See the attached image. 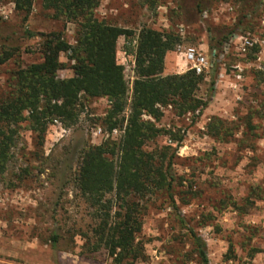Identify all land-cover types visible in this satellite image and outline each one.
<instances>
[{
  "label": "rangeland",
  "instance_id": "rangeland-1",
  "mask_svg": "<svg viewBox=\"0 0 264 264\" xmlns=\"http://www.w3.org/2000/svg\"><path fill=\"white\" fill-rule=\"evenodd\" d=\"M161 1L150 9L138 0H100L95 13L129 28L178 32L181 42L165 61L168 74L187 70L180 54L185 47L197 48L210 63L211 36L234 32L218 54L208 105L201 112L183 115L171 106L161 108L156 125L171 130L175 138L182 136L173 158L174 204L164 191L145 194L140 237L145 254L135 264H201L189 228L205 242L208 264H264V226L259 222L264 215V0H211L202 16L192 20L189 12L178 8L177 0ZM244 13L249 25L238 23ZM75 31L74 23L52 18L50 10L42 9L41 0H34L27 18L10 0H1L0 54H13L0 63V97L10 90L18 67L42 60L41 35L61 32L73 44ZM245 38L254 44L240 51ZM124 42V37L118 38L116 58L130 85L133 56L125 53ZM59 59L65 66L58 76H72L66 55ZM204 73L197 95L207 99L210 68ZM78 109V118L70 125L59 119L49 123L39 149L27 123L20 124L9 172L0 182V263L114 264L104 250L82 252L83 240L76 232L85 229L89 215L72 184L63 183L75 168L82 145L117 140L124 124L116 127L117 134L106 136L103 118L109 102L105 97L81 96ZM126 114L127 110L121 116ZM212 117L225 122L228 131L222 139L206 132ZM176 143L167 133L147 147ZM39 150L49 156L44 163L35 154ZM53 230L63 235L57 248L47 241Z\"/></svg>",
  "mask_w": 264,
  "mask_h": 264
},
{
  "label": "trees",
  "instance_id": "trees-1",
  "mask_svg": "<svg viewBox=\"0 0 264 264\" xmlns=\"http://www.w3.org/2000/svg\"><path fill=\"white\" fill-rule=\"evenodd\" d=\"M10 1L25 18L34 4V0ZM138 1L150 9L162 2ZM210 1L177 0L178 8L189 12L191 20L200 18ZM99 3L100 0H41V8L50 10L52 18L76 25L75 42L69 43L61 32L43 34L42 60L13 72L10 90L0 97V182L9 172L23 121L39 149L54 119L66 126L77 120L81 96L105 97L109 109L103 122L108 131L124 124L123 133L117 140L82 145L77 151L75 168L63 184H72L89 215L85 229L76 232L83 240L82 252L104 250L114 264H135L145 254L144 241L140 238L147 208L143 202L145 194L164 191L174 204L173 158L182 136L175 138L171 130L156 125L163 114L161 108L171 106L176 114L183 115L201 112L208 105L215 89L218 54L234 30L211 36L210 95L203 99L197 91L205 73L196 74L187 69L182 73L163 74L167 52L181 42L178 32L150 26L134 29L111 23L96 15ZM247 15L242 14L238 23L249 25ZM28 34L33 33L28 31ZM121 36L125 40V53L133 56L134 76L130 85L116 58L117 40ZM62 53L73 70V75L65 78L58 76V71L65 66L59 59ZM12 54L3 51L0 63ZM126 110L127 114L121 116ZM226 131L225 122L218 117H212L206 124V132L211 137L222 139ZM167 133L177 142L174 147L171 144L147 147L156 137ZM35 154L41 163L49 158L40 150ZM180 220L187 226L183 218ZM189 232L201 264H208L205 242L192 229ZM61 238L62 233L53 230L47 241L52 248H57Z\"/></svg>",
  "mask_w": 264,
  "mask_h": 264
},
{
  "label": "built area",
  "instance_id": "built-area-1",
  "mask_svg": "<svg viewBox=\"0 0 264 264\" xmlns=\"http://www.w3.org/2000/svg\"><path fill=\"white\" fill-rule=\"evenodd\" d=\"M183 26L180 27V33L183 32ZM253 41L245 38L244 41L241 43V47L239 48L240 51H245L247 48L253 46ZM184 59L185 66L187 69H192L195 71L196 74L204 73L208 67L209 62L205 56V54L201 51H199L197 48L193 46H187L183 50H181L180 53ZM146 117V116H145ZM54 123H57V120H53ZM117 129L113 128L111 131H108L106 133V136H112L114 134H117ZM123 133V131H122ZM264 226V223H263Z\"/></svg>",
  "mask_w": 264,
  "mask_h": 264
},
{
  "label": "crops",
  "instance_id": "crops-1",
  "mask_svg": "<svg viewBox=\"0 0 264 264\" xmlns=\"http://www.w3.org/2000/svg\"><path fill=\"white\" fill-rule=\"evenodd\" d=\"M169 55V52H167V54H166V56H165V59H164V70H163V74H168L167 73V65H166V59H167V56ZM165 66H166V68H165ZM180 154V153H179ZM260 220L261 221H259V222H261V223H264V215H262L261 217H260ZM252 223H254V221H251Z\"/></svg>",
  "mask_w": 264,
  "mask_h": 264
}]
</instances>
